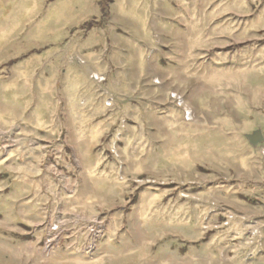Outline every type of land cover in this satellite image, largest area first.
I'll use <instances>...</instances> for the list:
<instances>
[{"label": "rangeland", "instance_id": "1", "mask_svg": "<svg viewBox=\"0 0 264 264\" xmlns=\"http://www.w3.org/2000/svg\"><path fill=\"white\" fill-rule=\"evenodd\" d=\"M258 130L264 0H0V264H264Z\"/></svg>", "mask_w": 264, "mask_h": 264}, {"label": "water", "instance_id": "2", "mask_svg": "<svg viewBox=\"0 0 264 264\" xmlns=\"http://www.w3.org/2000/svg\"><path fill=\"white\" fill-rule=\"evenodd\" d=\"M247 139L253 147H257L260 144L264 143V135L261 130H258L254 132L252 135L247 136Z\"/></svg>", "mask_w": 264, "mask_h": 264}, {"label": "built area", "instance_id": "3", "mask_svg": "<svg viewBox=\"0 0 264 264\" xmlns=\"http://www.w3.org/2000/svg\"><path fill=\"white\" fill-rule=\"evenodd\" d=\"M93 80H97V81H102V78L100 79L99 77H97L96 75L92 76Z\"/></svg>", "mask_w": 264, "mask_h": 264}, {"label": "trees", "instance_id": "4", "mask_svg": "<svg viewBox=\"0 0 264 264\" xmlns=\"http://www.w3.org/2000/svg\"><path fill=\"white\" fill-rule=\"evenodd\" d=\"M102 4V2H100ZM106 11V10H105Z\"/></svg>", "mask_w": 264, "mask_h": 264}]
</instances>
